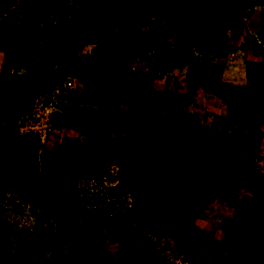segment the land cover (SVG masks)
I'll return each mask as SVG.
<instances>
[{"label":"rangeland","instance_id":"obj_1","mask_svg":"<svg viewBox=\"0 0 264 264\" xmlns=\"http://www.w3.org/2000/svg\"><path fill=\"white\" fill-rule=\"evenodd\" d=\"M0 21L15 54L36 48L18 61L0 49V264H264V125L214 127L216 102L198 106L203 122L103 71H140L148 87L174 58L196 69L208 54L220 65L216 79L199 77L206 87L239 78L235 60L246 72L264 54V0H0ZM125 27L149 32L154 49L125 59ZM89 131L156 139L220 167L236 201L205 188L167 212L130 169L101 164L85 178L74 162Z\"/></svg>","mask_w":264,"mask_h":264},{"label":"trees","instance_id":"obj_2","mask_svg":"<svg viewBox=\"0 0 264 264\" xmlns=\"http://www.w3.org/2000/svg\"><path fill=\"white\" fill-rule=\"evenodd\" d=\"M127 1L133 2L135 0ZM55 9L58 10V7ZM75 15L79 14L75 13ZM5 24L7 26L2 28L3 22L0 21V49H3L7 56L10 57V52H13V58L16 57L18 61L25 60L28 57L27 52H36L35 44H33L32 49L25 50L26 48H24L21 50L22 54H15V40L10 41V37L4 36L7 32H11L10 24ZM55 35L58 36V33H55ZM41 36V34L37 36V43L40 42L39 38ZM123 38V56L125 59L133 55H139L146 50H153L155 41H157L149 32L126 27L123 28ZM73 49H75L74 45L72 47L67 46L66 51ZM69 63H72V61H69ZM263 65L264 61L252 60L249 62L246 68V76L254 81V85L242 87L238 97L230 106L229 125L239 129L264 125ZM103 71H108L111 74L114 72V76L120 77L124 82L131 80L130 82L144 81L150 83L151 81V78H148L142 72L131 68H120L104 64ZM94 72L95 69H87L84 72L85 80L86 77L94 78ZM104 81H106V78H104ZM109 81L108 79L107 83L105 82L104 92L107 94ZM199 81L205 86L200 78ZM22 85L26 84L23 83ZM43 85L45 86L44 83ZM120 89V86L117 85V90ZM20 93L21 90L13 92L21 105L31 108L29 104H25L24 96H19ZM74 163L78 173L85 178H92L101 164H116L130 169L139 176L148 188L153 190L163 209L167 212L179 211L182 199L192 197L197 190L205 188L214 190L222 200L230 205L236 201V196L230 191L229 176L223 169L211 166L206 161L199 160L174 147L164 145L156 139L133 134L98 135L94 131H89L75 156ZM134 220L139 221L137 218H134ZM249 238L252 243L257 242L254 232ZM262 239L264 240V237ZM251 254L255 255V253H249L248 256L251 257Z\"/></svg>","mask_w":264,"mask_h":264},{"label":"crops","instance_id":"obj_3","mask_svg":"<svg viewBox=\"0 0 264 264\" xmlns=\"http://www.w3.org/2000/svg\"><path fill=\"white\" fill-rule=\"evenodd\" d=\"M263 55L257 54L254 56V59L261 61ZM199 58L196 69L184 60L178 57L174 58L172 62H169V66L165 67L161 71V74L148 87L142 81H135L132 84V88L136 93L138 90L140 92L142 90L146 91L147 88L148 93L167 100V106L170 109H174V112L188 110L185 112L189 113V116L194 115L195 118L203 122H205V112L207 110L201 109L198 106L216 102L218 108L211 112V117L209 118L210 124L214 127L220 126L222 123L227 125L230 106L242 89L240 82L246 81L249 84H253V80L244 76L246 72L243 62L235 60L234 62L236 65L239 64V71L241 72L239 73V78L235 77L236 73L232 72V77L228 75L226 79L220 80L213 89L207 88L200 83L199 77L216 79L217 74L215 76L212 75V67L215 65L218 67L220 63L215 60L214 56L208 54H202ZM227 59L232 60L234 57Z\"/></svg>","mask_w":264,"mask_h":264}]
</instances>
